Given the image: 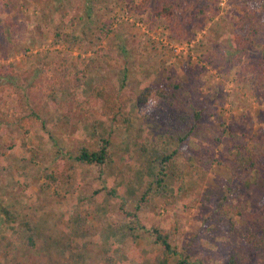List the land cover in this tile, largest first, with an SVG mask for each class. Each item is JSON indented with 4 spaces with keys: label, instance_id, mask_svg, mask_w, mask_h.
I'll return each mask as SVG.
<instances>
[{
    "label": "rangeland",
    "instance_id": "obj_1",
    "mask_svg": "<svg viewBox=\"0 0 264 264\" xmlns=\"http://www.w3.org/2000/svg\"><path fill=\"white\" fill-rule=\"evenodd\" d=\"M5 1L0 22L11 19L16 41L10 46L0 27V70L18 75L32 104H44L53 90L56 104L41 113L43 127L26 125L25 133L14 122L24 103L0 74V264H228L230 250L256 230L235 216L216 223L218 206L245 204L252 215L264 197V169L238 179L229 169L231 135L246 143L264 134V91L231 63L230 50L238 28L250 23L255 33L242 62L260 60L264 0L206 1L207 15L181 38L154 17V0L146 12L136 9L141 0ZM191 2L176 0L182 18ZM171 82L197 87L202 105L194 104L209 112L202 122L218 130L220 142L183 144L188 157L176 156L174 174L163 179L168 198L156 177L162 156L177 147L168 123L186 109L161 101L142 117L135 97L147 87L166 91ZM103 84L105 97L123 100L116 120L103 102L83 111ZM187 110L183 131L192 123ZM101 140L109 143L101 174L74 162L79 148L96 151ZM52 172L57 181L47 184L44 174ZM154 227L169 235L176 255L165 259L146 232Z\"/></svg>",
    "mask_w": 264,
    "mask_h": 264
},
{
    "label": "trees",
    "instance_id": "obj_2",
    "mask_svg": "<svg viewBox=\"0 0 264 264\" xmlns=\"http://www.w3.org/2000/svg\"><path fill=\"white\" fill-rule=\"evenodd\" d=\"M35 2L42 3L43 0H34ZM83 0H72V2H78L81 6ZM206 1L212 6L217 3V0H195L196 3H190L189 10L191 14L182 18L178 13V5L176 0H154L153 15L156 19L162 21L164 26L170 29L176 37H183L184 29L187 25L203 19L206 13ZM151 0H141L136 6V9L141 12H146L149 8ZM9 7V3L5 0H0V11H5ZM79 7V6H78ZM209 12H213L211 6ZM88 13V12H87ZM89 14V13H88ZM90 15V14H89ZM87 15V16H89ZM60 16V20H62ZM11 19L7 18L4 22H0L1 31L4 34L6 40L10 46H15L16 41V30L11 23ZM238 32L234 35V48L230 50L231 63H236L242 67V70L246 74H250L249 81L254 85V89L264 91V46L262 47V55L258 62L244 64L242 62L243 57L247 53V50L251 44V38L255 33L254 27L247 24L237 30ZM0 74L4 81L14 85V91L21 98L24 103L22 111L14 120L15 124L22 129L25 133L28 132L26 125L30 127L39 124L43 127L40 122L41 113L48 110L50 103H55L54 97L55 90L47 94L44 104H32L28 98V90L26 84L17 83V74L13 70H0ZM105 84L95 86L90 97L83 103L84 112H88L94 103H105L109 108V112L112 114L111 119L116 120L119 116H122V110L124 107L121 96L116 95L115 99H111L106 96L104 90ZM197 87L194 84L184 85L177 82H171L168 84L166 91L145 88L135 97V104L138 113L142 117H148L152 115L157 107V104L161 101H168L171 108L175 106L182 107L181 113L176 114L177 121L169 122V127H172L170 131H167L169 139L172 142L177 141V147L170 154L162 156L160 173L156 178L159 179L158 190H162V196H167L165 192L166 186L163 185V179L167 173L174 174L173 160L176 156L182 155L188 157V153L183 146L185 142L194 138L202 141L203 143H219L220 133L214 128V126H207L202 122L203 117L209 115V112L202 108H197L196 104L199 103L196 99ZM56 104V103H55ZM202 105V103H199ZM191 112V124L187 131H183L180 125L186 124L189 120L188 110ZM5 121L8 123V118L5 117ZM125 121V118H123ZM182 131V132H181ZM182 133V134H180ZM1 131H0V143H1ZM231 139L236 142L234 147L235 150L231 152L233 156V163L230 165V173L233 178H242L243 174H249L254 169L261 167L264 169V134L256 139L242 143L241 139L235 135H231ZM107 140H101V146L98 150H89L85 147L79 148L73 156L74 162L82 165L100 167L98 174H101V166L104 165L107 155ZM1 147V146H0ZM61 162L59 161V164ZM194 171L200 177H204L205 173L198 168H194ZM166 173V174H165ZM178 174V172H176ZM175 177H179L176 175ZM59 175V174H58ZM57 175V176H58ZM55 172L50 174H44V178L47 184L54 183L57 181ZM145 199V196L141 201ZM218 211L213 216L216 223L228 216H235L238 218L239 223L242 226H247L255 231H248L247 236L244 237L245 242L243 246L237 249L230 250L228 255V264H257L259 261L264 262V197L259 203V208L252 215H247V207L245 204H220ZM129 219H135V214L125 213ZM30 231V230H29ZM259 233H258V232ZM148 234L153 236L154 242L159 244L165 251V259L170 257V254L176 255L175 249L171 247L169 243V235L160 229L154 227L151 230L146 231ZM27 244L32 246V237L29 233ZM166 262V260H165ZM161 264H163L161 262ZM177 264H185L184 261H179Z\"/></svg>",
    "mask_w": 264,
    "mask_h": 264
}]
</instances>
